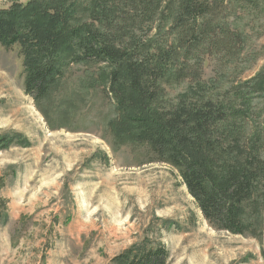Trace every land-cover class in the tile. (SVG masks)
<instances>
[{"label": "rangeland", "instance_id": "obj_1", "mask_svg": "<svg viewBox=\"0 0 264 264\" xmlns=\"http://www.w3.org/2000/svg\"><path fill=\"white\" fill-rule=\"evenodd\" d=\"M30 1L0 0V10ZM215 22L224 33L191 64L199 60L208 97L227 104L264 70V6L231 0ZM159 32L156 22L150 38ZM101 68L66 65L39 105L25 94L19 49L0 47V137L26 140L0 147V264H113L128 250L160 244L168 264H264L263 214L256 232L217 231L178 170L155 162L146 146L115 143L109 123L116 107L95 84ZM188 86L163 84L162 97L173 100ZM252 104L253 116L236 121L238 141L247 160L256 136L253 152L263 161L264 95ZM250 215L257 227L256 212Z\"/></svg>", "mask_w": 264, "mask_h": 264}, {"label": "trees", "instance_id": "obj_2", "mask_svg": "<svg viewBox=\"0 0 264 264\" xmlns=\"http://www.w3.org/2000/svg\"><path fill=\"white\" fill-rule=\"evenodd\" d=\"M230 1L31 0L0 10V47L19 49L25 94L39 105L60 85L66 65L102 67L95 84L116 107L117 117L109 123L115 143L146 146L155 162L178 170L214 229L244 236L256 232L264 215V159L253 152L260 143L256 136L243 159L247 151L238 141L236 121L253 116V99L264 95V70L225 104L208 97L199 60L191 64L206 43L224 33L215 19ZM238 2L264 6V0ZM156 22L161 32L151 39ZM160 36L165 41L157 40ZM229 40L233 47L236 39ZM185 81L191 86L164 100L163 84ZM257 135L264 140V129ZM15 141L26 140L0 137V147ZM250 211L256 212L257 227ZM169 259L160 244L128 250L113 264H168Z\"/></svg>", "mask_w": 264, "mask_h": 264}]
</instances>
